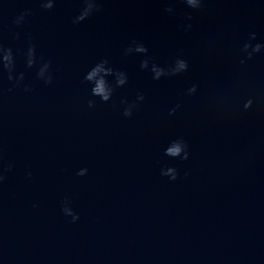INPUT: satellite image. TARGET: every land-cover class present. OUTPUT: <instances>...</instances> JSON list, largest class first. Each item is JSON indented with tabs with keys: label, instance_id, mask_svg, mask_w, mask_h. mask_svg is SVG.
<instances>
[{
	"label": "water",
	"instance_id": "95a60500",
	"mask_svg": "<svg viewBox=\"0 0 264 264\" xmlns=\"http://www.w3.org/2000/svg\"><path fill=\"white\" fill-rule=\"evenodd\" d=\"M98 2L73 24L86 0H0V45L31 88L0 76V264H264V0ZM133 40L149 69H187L153 81L123 55ZM29 43L51 84L24 68ZM102 58L129 77L108 104L83 82Z\"/></svg>",
	"mask_w": 264,
	"mask_h": 264
},
{
	"label": "clouds",
	"instance_id": "9594fccd",
	"mask_svg": "<svg viewBox=\"0 0 264 264\" xmlns=\"http://www.w3.org/2000/svg\"><path fill=\"white\" fill-rule=\"evenodd\" d=\"M56 0H39V5L45 10L52 9L55 6ZM185 5L191 9H197L200 6V0H184ZM99 10L98 0H86L83 7L80 8L78 14L73 18L72 23L78 24L85 21L94 11ZM165 11L171 14L173 8L168 6ZM29 10L21 12L19 16L13 21L14 24L19 25L24 17L30 15ZM187 19H191V15L187 16ZM247 47V45H245ZM260 45H256L253 51H258ZM148 49L143 43L133 40L123 52L124 56L131 54H141L142 58L139 62V68L141 70L148 69L152 75L151 79L153 81H158L161 77H167L171 75H176L187 69V62L183 59H176L174 65L170 69L159 66L157 63L153 62L151 68L149 69L150 57L147 55ZM24 56V68L25 69H35V77L37 80L42 81L45 85L51 84L53 81V72L51 70V61L38 57L36 54L35 47L29 43L26 50L23 52ZM8 81L12 82V87H23L25 92H30L31 88L28 84L24 83L25 72L17 70L16 55L11 47H6L0 45V76H5ZM83 82L89 87V94L91 97L98 98L101 103H112L115 96L116 90L125 87L129 82V77L126 71L114 67L108 59L102 58L97 62L92 64L83 74ZM189 91H194V87L189 89ZM145 97L143 93L137 92L134 99H127L121 97L119 100V105L121 106V115L124 118H129L133 115L141 103H143ZM96 101L94 99L87 100L88 108H93ZM171 114V112H169ZM184 144L180 140H172L169 142V146L165 148V155L169 157L180 156L182 159L187 158V152L184 151ZM183 155L181 156V153ZM11 167V165H9ZM168 172L172 173L169 176L170 180H176V175L174 170L169 167ZM87 173L86 168H80L77 172V176H84ZM161 174L166 173L161 171ZM27 175L30 177L31 173L28 172ZM3 175H0V181H3ZM66 210V209H62ZM73 222H75L78 217L73 215Z\"/></svg>",
	"mask_w": 264,
	"mask_h": 264
}]
</instances>
